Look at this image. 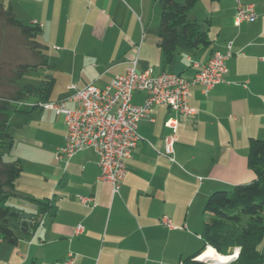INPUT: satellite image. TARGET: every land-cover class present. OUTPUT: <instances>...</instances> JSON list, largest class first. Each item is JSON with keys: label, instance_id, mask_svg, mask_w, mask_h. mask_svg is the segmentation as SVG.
I'll return each mask as SVG.
<instances>
[{"label": "crops", "instance_id": "1", "mask_svg": "<svg viewBox=\"0 0 264 264\" xmlns=\"http://www.w3.org/2000/svg\"><path fill=\"white\" fill-rule=\"evenodd\" d=\"M162 1L0 0L19 21L41 26L37 39L50 54L46 65L50 61L55 73L62 69L65 90L56 101L73 93L70 86L109 84L125 73L136 54L137 72L151 70L156 76L172 71L187 80L196 73L192 62L205 63L214 52L226 53L228 45L231 54L223 83L207 94L200 85L190 87L195 112L177 127L174 162L164 155L163 140L171 133L165 125L168 108L152 106L148 118L138 123L140 140L125 160L118 194L98 180L92 149L67 164L51 161L42 171L24 167L14 182L15 196L6 204L31 216L36 209L28 199H48L55 211L27 234L18 231L14 244L0 238V264H63L68 254L71 264H179L202 246L208 196L253 180L246 168L249 140H264V0H244L255 7L257 19L238 26L233 2L229 18L218 27L222 41L194 49L195 60L186 53L184 64L177 52L171 66H165L157 36ZM194 11L187 18L199 22ZM145 97L133 93L131 102L141 105ZM48 117L53 126L60 125L55 155L64 142V119L55 113ZM82 197L93 198L94 206L83 205Z\"/></svg>", "mask_w": 264, "mask_h": 264}, {"label": "trees", "instance_id": "2", "mask_svg": "<svg viewBox=\"0 0 264 264\" xmlns=\"http://www.w3.org/2000/svg\"><path fill=\"white\" fill-rule=\"evenodd\" d=\"M198 1L184 0L183 4L172 0L161 2L157 36L165 66L174 63L179 44L188 50L210 45L208 33L201 28V24L187 18L189 10ZM0 22L5 27L18 31L25 47L38 60L34 65H19L15 74L20 75L39 66H47L44 54L46 46L37 40L42 31L39 24H25L19 21L11 8L1 2ZM54 83L53 77H46L39 85H16L12 95L0 96V149L12 147L9 115L12 112H19L12 102L27 100L29 96H35L43 102L49 101ZM35 109L32 107L30 111L23 113L29 116ZM246 164L253 174V180L247 184L234 186L232 193L216 190L208 196L204 206L202 247L193 255L182 259L179 264H207L199 261L207 247L221 257L231 256L240 248L238 256L226 264H264V257L258 251V247L264 241V140L254 138L249 140ZM22 171L23 164L20 160L4 161L0 154V238L11 244L17 241L16 233L20 231L21 212L6 202L15 196L14 182ZM28 201L36 209V212L31 214L33 223L30 229L33 230L40 224L44 215L54 214L55 208L48 199Z\"/></svg>", "mask_w": 264, "mask_h": 264}, {"label": "built area", "instance_id": "3", "mask_svg": "<svg viewBox=\"0 0 264 264\" xmlns=\"http://www.w3.org/2000/svg\"><path fill=\"white\" fill-rule=\"evenodd\" d=\"M257 19L255 7L237 2L234 24L253 23ZM230 45L226 53L214 52L205 63L192 62L196 73L191 80L180 74L165 71L151 76V70L136 71L137 54L125 73L114 77L109 84L98 87L89 84L82 89L70 86L71 96L61 101L20 102L19 105L50 110L62 115L65 125L64 142L55 151V160L67 164L76 154L92 149L98 157V180L111 187L118 194L126 175L125 160L136 148L140 137L138 123L148 118L152 106H164L169 110L165 125L171 133L163 140L165 157L174 162L175 132L181 121L194 114L189 105L190 87L200 85L207 94L214 86L224 82L225 61L230 57ZM146 95L141 105L131 102L133 93ZM71 103L72 108H68ZM80 202L94 206L91 197H82ZM165 225L169 226L167 220ZM81 227L78 226L77 231ZM73 255L63 264H71Z\"/></svg>", "mask_w": 264, "mask_h": 264}, {"label": "rangeland", "instance_id": "4", "mask_svg": "<svg viewBox=\"0 0 264 264\" xmlns=\"http://www.w3.org/2000/svg\"><path fill=\"white\" fill-rule=\"evenodd\" d=\"M218 1L219 2L199 0L193 7L198 17V23L201 24L202 29L208 33L211 46L216 42L220 43L222 41L220 35L218 37L220 33L218 27L220 25L223 26L226 19L229 18L233 2L236 0ZM237 2L248 5L244 0H237ZM216 4L219 5L217 6ZM177 50L180 62L183 61L186 53H189L187 55H191L193 60H195L197 56L193 54L195 51L186 50L181 45H179ZM44 54L50 59V54L48 55L46 52H44ZM36 62H38V60L34 57V54L25 47L23 38L19 35L18 31L7 28L0 22V96L9 97L12 95L16 85H39L46 77L54 76L57 81L50 101H56L65 90L61 68H58V72L55 73L56 70L52 69L53 66H49L52 64L48 61V66H39L35 70L25 71L20 75L15 74L19 65H34ZM182 64H184V62H182ZM180 69L181 68L176 67L174 71H181ZM20 102L36 104L37 102L43 101H40L35 96H29L27 100L12 102L13 106L19 111L12 112L9 115V133L13 143L12 147L9 149H0V154L4 161L20 160L23 164V168L25 167L26 170H33L38 166L42 171L45 166H48L51 161L55 160L53 148L55 147V143L59 140V132H57V130H59L60 125H57V127L56 125L53 126L48 116H54V113H50L41 108L35 107L36 109L27 116L23 112L30 111L31 108L19 105ZM71 105L68 104V108H72L73 105ZM41 113H43V115H41ZM246 168L253 177L247 164ZM232 190L233 188L224 191L232 193ZM201 247L202 246H200L199 250ZM258 251L264 257V241L258 247ZM203 262L213 264L210 260H203Z\"/></svg>", "mask_w": 264, "mask_h": 264}, {"label": "water", "instance_id": "5", "mask_svg": "<svg viewBox=\"0 0 264 264\" xmlns=\"http://www.w3.org/2000/svg\"><path fill=\"white\" fill-rule=\"evenodd\" d=\"M31 216L28 214H21V223H20V231L27 234L28 230L30 229L31 225L28 223V220H30ZM240 251V248L236 249L233 253V255L231 256H226L228 257V260H226L225 262H218V261H212L213 264H226L228 262H230L231 260L235 259L238 256V253ZM199 261H203V260H199Z\"/></svg>", "mask_w": 264, "mask_h": 264}, {"label": "bare ground", "instance_id": "6", "mask_svg": "<svg viewBox=\"0 0 264 264\" xmlns=\"http://www.w3.org/2000/svg\"><path fill=\"white\" fill-rule=\"evenodd\" d=\"M199 260H212V261H218V262H225L228 260V257L226 256H218L214 253L212 249L209 247L206 248V251L202 254V256L199 258Z\"/></svg>", "mask_w": 264, "mask_h": 264}]
</instances>
